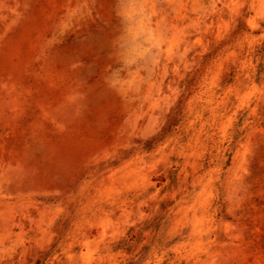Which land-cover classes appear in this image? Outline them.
Wrapping results in <instances>:
<instances>
[{"label":"rangeland","instance_id":"obj_1","mask_svg":"<svg viewBox=\"0 0 264 264\" xmlns=\"http://www.w3.org/2000/svg\"><path fill=\"white\" fill-rule=\"evenodd\" d=\"M0 264H264V0H0Z\"/></svg>","mask_w":264,"mask_h":264}]
</instances>
